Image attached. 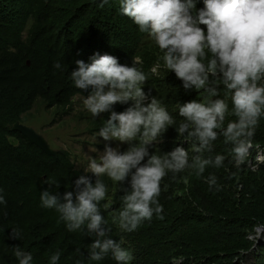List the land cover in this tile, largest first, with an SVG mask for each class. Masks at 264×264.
<instances>
[{
  "label": "trees",
  "instance_id": "1",
  "mask_svg": "<svg viewBox=\"0 0 264 264\" xmlns=\"http://www.w3.org/2000/svg\"><path fill=\"white\" fill-rule=\"evenodd\" d=\"M101 2L0 0V194L7 201L0 204V264H19L13 254L15 245L32 255V264H49L55 252L61 254L57 264H117L111 253L100 261L90 260L95 234L86 225L69 231L55 209L41 207L42 191L62 197L66 191H75L79 176L86 174L93 183L96 177L78 168L69 150L54 157L12 129L38 99L62 118L71 113L75 96L90 94L91 88L77 89L71 79L76 60L91 63L98 52L133 66L138 57L137 67L148 77L143 90L173 114L174 106L204 100L203 91L185 90L174 72L163 66L162 53L147 33L120 13L119 0H108L102 8ZM202 7L203 0H197V8ZM200 27L206 32V26ZM57 62L62 65L59 70L53 67ZM156 64H160L157 74L152 71ZM223 95L221 86L220 95L213 99ZM130 105L116 104L114 110L121 112ZM109 116L81 115L92 133H99ZM233 119L228 116L225 127ZM180 122L177 117L176 124ZM174 131L170 126L162 137L169 138ZM175 142L154 143L149 151L163 154L183 147L189 151L190 162L194 155L214 158L220 154L225 157L223 166L208 167L200 177L194 169L169 172L161 181L158 198L164 218L153 215L132 233L119 227L123 195L119 184L101 176L108 193L98 207L110 229L108 236L133 254L129 264H264V240L252 237L258 227H264V164L252 168L248 159L236 163L233 145L225 143L222 135L211 151L202 153H194L191 143ZM257 144L264 147V117L253 137V146ZM209 174L217 177L219 191L216 186L209 189ZM122 187L129 185L125 182ZM13 229L21 230V239L9 238Z\"/></svg>",
  "mask_w": 264,
  "mask_h": 264
},
{
  "label": "clouds",
  "instance_id": "2",
  "mask_svg": "<svg viewBox=\"0 0 264 264\" xmlns=\"http://www.w3.org/2000/svg\"><path fill=\"white\" fill-rule=\"evenodd\" d=\"M107 3L102 0L99 6ZM119 4L120 13L130 18L141 33H147L158 47L163 66L174 72L185 90L203 91L204 100L174 106L173 114L150 91L143 90L148 77L137 67L138 57L133 66L98 52L90 58L91 63L76 60V68L70 73L75 87L91 88L83 100L85 109L93 117L110 113L98 136L104 141L126 143L128 148L121 152L105 144L99 162L89 157L86 173L96 177L94 183L90 176L81 175L74 182V192L66 191L61 197L44 190L40 200L41 207L60 214L69 231L76 232L86 225L88 232L95 234L90 260L100 261L111 253L117 264H129L133 254L108 236L110 229L105 227L98 207L108 193L101 176L119 184L123 192L119 227L132 233L153 215L164 218L158 198L161 181L169 172L194 169L200 177L208 167H222L225 159L220 154L214 158L194 155L190 162L189 151L183 147L163 154L150 153L154 143H191L194 153H202L211 151L213 142L222 135L225 143L233 145L236 163L248 159L252 168L264 164V147L253 146L259 121L264 117V0H203L202 8H197V0H119ZM200 25L206 26V32ZM53 67L59 70L62 65L57 62ZM159 67L160 64L154 65L152 71L157 74ZM221 86L223 98L213 99L220 95ZM129 102L131 105L124 111L114 110V105ZM228 116L235 119L225 127ZM177 117L181 120L179 125ZM170 126L175 128L174 134L162 137ZM125 182L129 187H122ZM206 182L210 190L213 186L220 190L215 174H209ZM6 203L0 194V204ZM263 229L258 227L257 233ZM9 238L21 239V230L13 229ZM13 254L19 264H32V255L19 245L14 246ZM60 255L52 254L49 264H57Z\"/></svg>",
  "mask_w": 264,
  "mask_h": 264
},
{
  "label": "rangeland",
  "instance_id": "3",
  "mask_svg": "<svg viewBox=\"0 0 264 264\" xmlns=\"http://www.w3.org/2000/svg\"><path fill=\"white\" fill-rule=\"evenodd\" d=\"M86 97L75 96L71 113L62 118L55 114V108L47 109L38 99L32 109L24 114L22 122L43 134L52 147L69 150L78 168L88 169L89 157H94L99 162L98 158L104 151L105 144L118 148L121 152L127 150L128 147L126 143L117 140L104 141L98 133L88 130L87 119L81 117L82 114L91 115L83 104ZM262 234H264V229L255 233L253 238L258 239ZM260 240L262 242L264 238Z\"/></svg>",
  "mask_w": 264,
  "mask_h": 264
},
{
  "label": "water",
  "instance_id": "4",
  "mask_svg": "<svg viewBox=\"0 0 264 264\" xmlns=\"http://www.w3.org/2000/svg\"><path fill=\"white\" fill-rule=\"evenodd\" d=\"M13 130H18L22 132L32 143L36 144L42 150H44L47 154L53 155L54 157H58L59 153H63V149L54 148L51 146L50 142L46 139V137L39 133L35 128L24 124L21 121H16L12 126Z\"/></svg>",
  "mask_w": 264,
  "mask_h": 264
},
{
  "label": "built area",
  "instance_id": "5",
  "mask_svg": "<svg viewBox=\"0 0 264 264\" xmlns=\"http://www.w3.org/2000/svg\"><path fill=\"white\" fill-rule=\"evenodd\" d=\"M259 157L261 158V156L259 155Z\"/></svg>",
  "mask_w": 264,
  "mask_h": 264
},
{
  "label": "bare ground",
  "instance_id": "6",
  "mask_svg": "<svg viewBox=\"0 0 264 264\" xmlns=\"http://www.w3.org/2000/svg\"><path fill=\"white\" fill-rule=\"evenodd\" d=\"M259 232H261V231H259Z\"/></svg>",
  "mask_w": 264,
  "mask_h": 264
}]
</instances>
